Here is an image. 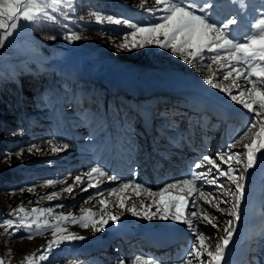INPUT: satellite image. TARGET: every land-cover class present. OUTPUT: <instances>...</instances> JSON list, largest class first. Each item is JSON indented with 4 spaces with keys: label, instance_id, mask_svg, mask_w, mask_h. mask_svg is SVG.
I'll use <instances>...</instances> for the list:
<instances>
[{
    "label": "rangeland",
    "instance_id": "374dc122",
    "mask_svg": "<svg viewBox=\"0 0 264 264\" xmlns=\"http://www.w3.org/2000/svg\"><path fill=\"white\" fill-rule=\"evenodd\" d=\"M214 3L216 6L225 8L228 5L235 7L233 8L235 9L234 16H238L235 3L231 4L229 0H214ZM248 3V0H244L246 7L242 11L245 17L248 15L247 7L250 12L255 14L252 18L253 21L264 14V0H258L256 3L251 2L250 6ZM59 7L60 11H54L53 8L46 9L49 16L55 17L54 20L48 18H42L37 22L21 20L18 30L4 42L3 47H0V101H3L1 97L6 89L4 83L16 82L18 84L21 76L36 78V82L39 81L41 86L40 91L28 92L32 94L30 95L32 98L30 104L24 102L23 106L26 107V111L16 112V116H11L10 121L13 124L11 128L5 129L0 126V174L10 171L7 176L9 175V179L12 181L10 183L5 182L7 181L6 178L3 179L1 176L3 180L0 184V221L14 219L15 223L19 224L20 218L27 213V222L31 223L39 216L41 223L46 220L51 226L43 228L41 235H36L33 232V239L24 238L28 233L23 229L19 232L9 229L13 234L7 235V226L0 227V259L4 260L5 264H21L22 261L27 264L25 258L28 257L32 258V264H95V261L97 264H108V257L104 255L95 257L93 254L91 257H86L88 254L84 253L82 246L87 239L98 237L103 231L102 235L110 240L109 244L113 243V233L120 235L121 233L112 226H106L105 229L102 228L101 231L97 232L92 226L93 220L98 221L101 217L108 218L107 214L109 213L113 215L127 213L129 208L135 206L137 212L142 214L146 212L145 210H152L148 213H156L153 218L160 221L159 215H157L159 207H155L156 204L154 203V199L160 198L153 195L148 202L143 198L144 194H141V197L135 194L136 191L142 192L147 187H143L144 190L141 191L136 190L135 186L131 184L128 190L121 192V186L131 182L130 180H123L124 177L114 175L119 179L121 178V181L117 179L118 182L111 183L112 180L108 179L111 175L107 171L105 172L107 178L93 174L94 178L91 181L85 175L91 171L87 167L95 165L103 167L102 164H104L106 157L103 159L96 155L95 149L98 147L103 148L106 144L109 148L113 147L114 155L111 156L110 161L117 159L114 138L121 136L123 132L133 130V138L123 139V144L134 146L135 153L130 154L129 157L133 156L135 161L142 160V163H145L150 149L148 140L143 134H140L142 127L135 117L137 113L133 112L130 105L123 104L126 92L118 91L110 94L102 86L103 83L98 77L115 70L117 72L114 73L124 71L129 75L132 74L140 81L150 84L152 89L147 90L150 93H145L144 98L153 99L158 104L162 102L168 104L164 108L166 110L171 109V102L179 104L184 101L180 95L169 93V87L194 90L202 84H207L206 78L208 77H212L215 82L220 84L221 88L229 89L232 95H238L240 91L251 86L246 84L245 76L237 64L235 67L242 75L236 79L235 84L232 83V80L236 77V72H233V76L228 80L222 78L224 73L230 70V66L235 64L234 62L230 63L232 60L229 54L223 55L225 52L219 51L217 53L205 50L200 57L193 61L195 64L193 67V64H189L184 58L186 53L175 54L171 49L161 48L156 44H145L143 48L137 47L130 50L119 49L117 45L124 42L123 37L133 29L124 24L110 23L107 20L100 22L91 15L92 13H100L104 17L113 16L146 27L160 22V17L165 15L159 8L154 12L148 11V9L156 7L155 0H74V11L64 7L63 4ZM162 7L160 6V8ZM231 14L233 16V13H228L227 16H231ZM224 18L221 17L220 20L216 18V20L222 21ZM240 29L242 27L239 25L235 26L232 33ZM70 32L79 33L81 39L69 41L65 37ZM139 38L138 36L137 39ZM160 39L163 40L164 38L160 37ZM130 41L131 37H129ZM217 54L221 55L223 59L219 64L212 63V57ZM255 63L264 62L255 61ZM221 65L226 67L221 68ZM241 67L245 70L247 65ZM183 78L190 79L194 84L183 80ZM51 85L53 87L57 85L56 89L61 97L58 114L54 113L58 105L55 103V96H49L50 91L53 90ZM186 86L191 88L187 89ZM221 88H215V93L225 99L229 94L222 91ZM206 89L212 93L210 87ZM244 99L247 100L248 97L245 96ZM230 100L232 99L230 98ZM132 101L131 106L134 107ZM6 102L10 103V98H7ZM227 104L242 111L241 114L246 116V122L244 119H239L238 124L233 127L229 125L220 132V135H215L214 138L210 139L209 143L212 146L209 147L207 156L216 159L218 163H220L218 154L228 153V146L244 137V133L247 132L253 120V113L244 108L242 104L233 100L232 103ZM254 107L257 106L254 105ZM176 113V115L173 113L171 116L176 125L168 124L171 127L168 128L170 131H174V128H181L180 123L176 121L181 118L182 114L179 113V110ZM168 115L169 111H167L166 117ZM192 115L189 114V117L187 116L185 119L188 120L189 118L186 128H189ZM1 116L2 114H0ZM262 118H264V113H262ZM26 120L29 122L28 125H26ZM181 125H184V121ZM97 126L98 128H96ZM166 130L163 129L159 132L164 135ZM208 130L212 131L210 127ZM181 132V130L178 131L176 135ZM255 132H259V128L253 129V133ZM98 134L102 135L99 139ZM251 135L252 133H249V136ZM147 138H151V135ZM247 143H250V140L244 138L242 143H237L231 151L243 152L242 144ZM65 144L68 145L67 148L63 147ZM33 145L36 147L29 152L28 149L32 148ZM157 145L159 147L164 146L162 143H157ZM53 148L58 150L53 151ZM260 151L264 153V149ZM20 152L22 154L17 156L16 154ZM138 156L141 158L139 159ZM101 162L102 164H100ZM229 163L235 168V175L243 177L240 182L244 184L249 172L243 171L242 164L236 165L235 161ZM130 164L132 167V163H128V166ZM221 167L227 170L228 165L221 164ZM16 168H19V171H14ZM202 171H206V169L201 168L198 172ZM22 175L23 177H21ZM76 176L83 178L82 184L73 185ZM213 178L216 179V184L198 180L200 182L198 187L199 182L195 183L206 194L211 193L208 199L212 203L220 202V208L224 211H217L206 204L198 192L194 201L199 200L198 197L200 201H196L195 205L193 204L196 210L191 209L190 212L199 211L198 213H207L209 217H215V223L219 227L214 228L211 225L201 223L190 214L189 220H192L196 228L204 234L210 250L214 251L215 246L222 242L221 237L226 233L224 227L227 221L234 220L229 212L232 205L237 202L238 193H236L235 184L228 177L219 176L215 172L207 177L209 180ZM49 180L56 181V183L48 185L47 181ZM147 181L154 182L150 179ZM142 182L146 183V181ZM89 183L95 186L89 188L88 191H82L81 189ZM221 184L224 185V188L219 187ZM68 185H73L75 188L72 194L63 191ZM159 185L155 189L157 192L154 193L160 191V189L158 190ZM28 189L32 190L29 191ZM112 189H117L115 195L109 194ZM53 192L59 193V196L49 200L47 197ZM100 193H103V196H100ZM120 197L125 198V208L119 207ZM101 199L107 201V207H103L99 203ZM191 200L193 201V199H190V203H192ZM143 201L145 205H143ZM157 203L159 204V201ZM21 207H23L24 212L16 213L15 216L11 215ZM194 207L193 209H195ZM49 208L52 209L50 213L32 212L33 209ZM89 209L95 216L81 221L80 218L86 217ZM142 214L140 217L144 216ZM61 215L68 217V219H58ZM120 216L125 217V214ZM73 217L76 218L77 222H73ZM84 222H87L89 227L84 228L82 226ZM57 224L65 231L58 232L54 236L53 229ZM110 224H112L111 220L106 225ZM97 226L99 227V225ZM35 227L33 224V229ZM191 231L190 229L189 232ZM68 235L82 236L84 239L65 240L59 246L54 244L51 252L47 254V259H39L51 241L56 240L59 236ZM193 236L196 234L193 233ZM99 245L97 243L96 247ZM121 245L119 243L115 246L119 249ZM134 247V242L130 241L126 250L131 251ZM114 253L120 256L119 250ZM90 258L95 259L89 261ZM190 259L192 264H197L195 257ZM109 260L113 261V257L110 256ZM134 261L135 259L126 261L124 264H133ZM111 264H119V262Z\"/></svg>",
    "mask_w": 264,
    "mask_h": 264
},
{
    "label": "snow or ice",
    "instance_id": "6c2138e0",
    "mask_svg": "<svg viewBox=\"0 0 264 264\" xmlns=\"http://www.w3.org/2000/svg\"><path fill=\"white\" fill-rule=\"evenodd\" d=\"M232 3H238L240 9L246 7L244 0H231ZM63 4L64 7L70 10H75L74 0H0V47L4 46V42L8 40L9 37L18 30L20 26V21L27 22H37L42 18H48L54 20L55 17L49 16L47 8H53L54 11H60V5ZM156 7L148 9V11H156L158 8L162 10L165 15L160 17V22L154 23L152 25L142 27L137 24H133L127 20H121L114 18L113 16H102L100 13H92L97 21L103 22L107 20L110 23L124 24L129 28L133 29L130 33L123 37L122 43L118 44L117 47L123 50H130L134 48H143L145 44H156L161 48H168L175 54H185V59L189 64H193V61L200 57L205 50L219 52L220 50L227 51L230 55L232 61L235 63L243 62L248 66L247 74L245 75L246 84H250V88L246 87L243 91H240L238 95H232L229 89L221 88L220 84L215 82L212 77L206 78V83L213 88H221L222 91L228 92L230 98L243 105L244 108L248 109L253 113V120L248 127L247 132L244 133V137L237 140L232 145H229L228 153H219L218 158L220 163L216 159L210 156H204L202 160L193 165L194 168L200 169L205 168L206 171L202 172H192L190 178L175 181L174 183L167 184L158 193H153L150 189H145L148 195H158L160 200L159 203L164 206L163 213L159 216L162 220L172 219L178 222L186 224L190 229L195 231L196 226L193 224L192 220L184 219L183 207L186 204L185 196L183 195H171L170 189H178L180 192L187 191L189 194L198 191L199 196L204 199L206 204H209L212 208L217 211L223 212L224 210L220 208V202L212 203L208 199L211 193L206 194L204 191L200 190L197 185V180H204V182L209 184H216V179H207L209 175L215 172L219 176H226L228 179L235 184L237 202L232 205L229 215L234 217V220L227 221L224 227V231L227 233V237L215 246V250H210L209 244L206 243V237L202 232H196L195 242L192 244L190 251L187 253L188 257H195L197 264H221L225 260V249L227 248L229 242L233 238L232 225L234 221L240 219L239 201L243 200L245 194V185L240 181L243 179L242 176L238 177L235 175V168L230 161H235L236 165H243V171L253 168L257 163V153L261 149H264V118H262V113H264V63H255V61L264 62V14L257 18L254 22H250L248 25V31L245 32L242 39H237L233 36L232 31L235 26L241 23L238 16H227L222 21H216L209 15V9L216 7L214 0H204L203 4H198L195 0H155ZM160 6H163L160 8ZM199 13V14H197ZM140 37L137 39V37ZM129 37L131 41L129 42ZM160 37L164 39L161 40ZM69 41H75L81 39V36L77 32H70L66 37ZM190 57V58H189ZM223 57L219 54L212 57V63L219 64ZM195 67V64H193ZM226 67L221 65V68ZM233 72H236V77L233 78L232 83L235 84L236 79L239 78L242 73L235 67V64L230 66V70L224 73L223 79L228 80L233 76ZM255 77V79H253ZM247 96L248 99H244ZM256 105L257 107H254ZM259 128V132L253 133V129ZM249 133H252L249 136ZM247 138L250 143L242 144L244 149L243 152H234L231 149L236 147L237 143H242V140ZM36 146L33 145L28 151L31 152ZM67 148L68 145L63 146ZM58 149L53 148V151ZM22 152L17 153L20 156ZM243 157V159H242ZM261 161H264V153L259 157ZM221 164H227V170L221 167ZM93 174L98 176H107L102 169L93 167L90 172L85 175L91 181L94 177ZM108 179L115 181L118 178L116 176H109ZM56 181H47L48 185H52ZM82 184L83 178L81 176H76L73 185ZM132 182L124 183L120 191L128 190L131 187ZM73 185H68L63 189L64 192L72 194L75 191ZM95 185L89 183L86 187L82 188V191H88L89 188ZM183 186V187H181ZM144 186L136 183L135 189H141ZM220 188H224V185H219ZM31 191L32 189H28ZM117 189H112L109 193L110 195H115ZM103 196V193L99 194ZM136 195L140 196V192L136 191ZM59 196V193L53 192L47 198L52 200L54 197ZM130 199V198H128ZM216 199V197H213ZM169 200L175 201L172 205L176 209L175 213L169 217ZM125 198L120 197L119 207L125 208ZM99 203L103 207H107V201L104 199L99 200ZM52 209H33V213L43 214L45 212H51ZM134 216L140 215L137 212L135 206L128 209ZM159 211V209H158ZM24 212L23 207L18 208L12 213L15 216L16 213ZM88 215L86 217H81V221H85L95 214L92 213L91 209L87 210ZM108 219L103 217L100 220L92 221V226L95 231L99 232L102 230L103 226L108 224L109 220L112 222L119 221L120 217L107 214ZM148 219H152L156 213H149L146 211L143 213ZM191 216L196 217L201 223L211 225L216 228L219 227L215 223V217H209L207 213H198L192 211ZM58 219L66 220L68 217L61 215ZM73 222H77L76 218L73 217ZM33 224H35V229H33ZM99 225V227L97 226ZM6 227L7 235H12L13 232L9 229H14L15 232H19L22 229L27 231L28 235L24 238L33 239L35 232L36 235L42 234V229L45 227H51L45 220L42 223L39 221V216H37L31 223L27 222V213L24 217L20 218V223L16 224L14 219H5L0 221V227ZM84 228L89 227L87 222L82 223ZM65 231L61 229L59 224L53 229V235L56 236L58 232ZM82 240L84 237L68 235L59 236L56 240L51 241L45 249L44 254L39 256L40 260L47 259V254L51 252L53 245L59 246V244L65 240ZM35 255V254H34ZM27 264H32V258H25ZM0 264H5V261L0 259ZM21 264H24L22 261ZM119 264H124L120 261ZM133 264H156V262L150 258H144L137 256ZM181 264H192L191 259H185L181 261Z\"/></svg>",
    "mask_w": 264,
    "mask_h": 264
},
{
    "label": "bare ground",
    "instance_id": "6f19581e",
    "mask_svg": "<svg viewBox=\"0 0 264 264\" xmlns=\"http://www.w3.org/2000/svg\"><path fill=\"white\" fill-rule=\"evenodd\" d=\"M187 1L188 0H186V2ZM196 3L199 4V2H196ZM107 74L112 75V76L113 75H117V78L126 80L128 82V84L131 87H133L136 91H142L146 87L143 84H139L133 76H131V75L127 74V73H124V72H119V73L108 72V73H105L104 75H107ZM103 81L106 83V88L107 89H110V85H109L110 81L107 78H104ZM171 91H174V90L171 89ZM203 91L207 95L214 96V94H212L211 91L210 90H207L206 88ZM181 94L184 95V96H186L189 99V101H192L194 103L197 100L199 102V108L198 109L206 108V109H211L214 112L213 106L211 104H207L209 101H212V100L207 99L206 97H204V95L201 97V100H202L201 101V100H199L200 97L198 96V94L197 93H194L191 90H189V91H182ZM212 102L216 105V107L220 108V115L226 114L227 112L230 111L233 116H237V117H240L241 116L240 113H237L238 111H236L234 108H232V107H226V105H223L222 103H220V101L218 102V98L217 97ZM166 107L167 106H164L163 108H166ZM263 164H264V161H261L259 163V165L256 168H254L255 169V173H258L262 169ZM128 167H131V164ZM175 175H177V173H175ZM249 175H250V173H249ZM249 175H246V177L248 176V178L246 179V181L244 183V185H245L244 198L246 199V202L244 203L243 201H239V204H240L239 214L244 215V219L245 220L243 221V224L240 225V226L237 225V221H234L235 223L232 226V229H233V238L229 242L227 248L225 249V260L222 261L221 264H224L225 261L229 262V259H233L236 262H239L242 259V257H245L246 254H247V252L250 251V248L251 249L253 248V245L252 244L247 245V237H246V235H247V232L249 231V230H247V225L250 224V223H252V224L254 223L253 217H252V211L248 209V204L247 203L250 200H254L259 195V190L256 187L257 180L255 182H253L252 184L249 183V179H250V176ZM169 176H173V175H169V173H167L166 175L160 174L159 176L153 177L152 179H150V181H154V182L146 181L145 185H146L147 189H150L153 193L154 192H157V191H155V189H157V186L160 184L159 185V188H161V184L163 183L162 182L163 179H165L166 177H169ZM104 178H107V176H104ZM119 180L121 181V178ZM172 180H177V179H172ZM116 182H118V181L117 180L111 181V183H114V184ZM167 182H169V181H167ZM163 184H165V183H163ZM181 187H183V186H181ZM159 188H158V190H159ZM169 191H170V193L171 192L172 193L175 192L176 195H183V196H185L186 204L183 207L184 219L189 220L190 210L195 205V201H192L191 200L192 203H190V199L191 198L193 199L196 196V194L198 193V191L193 192L191 194H189L187 191L180 192V191H178V189H170ZM141 194H144V197L143 198L146 201H148V202L150 201L151 196L148 195L145 190L142 191V192H140V195ZM159 200L160 199H154L155 202L153 200L152 201L156 204L155 207H157V206L159 207V212L157 213V215L160 216L161 215V212L163 213V211H164V206L162 204H160V203L159 204L157 203V201H159ZM174 202L175 201H172V205L174 204ZM187 205H188V207H187ZM152 207H154V206H152ZM200 209H201V206H200ZM145 211H147V210H145ZM175 211H176L175 208H173V207L169 208V211H168L169 217H171L175 213ZM150 212H152V210H150ZM125 214L128 215V216H130L131 212L128 211ZM140 214H142V213H140ZM149 215H151V213H149ZM247 217H248L249 220L246 219ZM145 219H148V218L145 217V216H143L140 219L137 218L136 220L129 221L127 223H122L121 221L112 222V224H110V225H104L103 226V229H105L106 226H108V227H110V226L115 227L116 229L119 230L118 232H120L121 235H123V236L126 237V239H127V245H128V243L130 241L134 242V244H135V238H134L135 235L138 234L139 237H141L142 239H145L144 238V235L145 234H151V233H154L155 232L154 230H152L153 227L151 225H143L144 221H146ZM150 220H152L153 222H156L154 224V226H157L158 224H161L163 221H167V220H162V219H160V221H158V219L156 220L155 218H152ZM170 224H172L175 227L174 230H172V231H165V229H158V232H160V233L163 232L164 235H169V234L175 233V232L185 233V232H187V230H189V227L186 224L182 223V222H178L177 221L175 223H170ZM168 227H171V226H168ZM129 232L130 233H133V234H127ZM192 232L193 231L188 232V233H192ZM103 233H104V231H103ZM102 234L99 235L98 237H93V238H89V239L86 240V243L82 246V250L84 251V253L85 254H88L86 257H88V256L91 257L93 255V253L91 254L92 251H94L96 253H98L99 251L104 252V253H109V248L111 247V246H109L110 240L108 238L104 237V235H102ZM222 234H223V232H222ZM226 237H227V233H224L223 234V237H221V241L224 238H226ZM191 239H193V237L191 238V237H189L186 234L184 236V243L188 246L189 243H190V241H191ZM97 243H98V245H99V243H102V244H100L98 247H96ZM134 249H135V247H134ZM134 249L131 250V251H129L127 249L126 250V254L127 255L132 254V252L134 251ZM214 250H215V248H214ZM241 251H242V254H241ZM251 253H252V250H251L250 254ZM138 256H140V255H138ZM171 256H173V252L171 250H169V249L168 250H165L163 253L160 254V257L162 259H165V258H168V257H171ZM141 257L148 258V257L142 256V255H141ZM156 264H158V263H156Z\"/></svg>",
    "mask_w": 264,
    "mask_h": 264
},
{
    "label": "trees",
    "instance_id": "16d2710c",
    "mask_svg": "<svg viewBox=\"0 0 264 264\" xmlns=\"http://www.w3.org/2000/svg\"><path fill=\"white\" fill-rule=\"evenodd\" d=\"M45 37V35H44ZM36 78H31V77H19V82L18 84L16 82H8V83H4V86L6 87L3 96L1 97V99L3 101H0V105H1V109H0V114H2V116L0 118V126L4 127L5 129H9L12 127V123L10 121L11 116H16L15 113L16 112H22V106H21V102H26V104H30V99L32 94L29 93H33L35 92V90L39 91L41 89V87H39V81L36 82ZM11 84V85H9ZM9 85V86H8ZM8 86V87H7ZM35 87V88H34ZM37 88V89H36ZM52 88V87H51ZM34 89V90H33ZM54 92H57L55 89H53ZM29 92V93H28ZM7 98H10V103L6 102ZM3 120V121H2ZM27 121V120H26ZM29 122L27 121L26 125H28ZM21 126V123H20ZM13 171V170H12ZM14 171H19V168L14 169ZM8 172L10 171H6L2 174H0V184H1V180H3L4 178H6L7 181L5 182H12L9 178L10 176L8 174ZM3 179H2V177ZM23 177V175L21 176Z\"/></svg>",
    "mask_w": 264,
    "mask_h": 264
}]
</instances>
